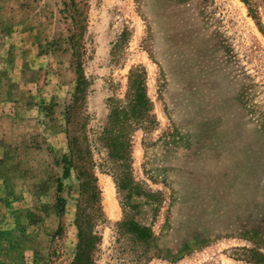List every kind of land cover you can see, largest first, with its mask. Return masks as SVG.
I'll return each instance as SVG.
<instances>
[{
    "label": "rangeland",
    "instance_id": "obj_1",
    "mask_svg": "<svg viewBox=\"0 0 264 264\" xmlns=\"http://www.w3.org/2000/svg\"><path fill=\"white\" fill-rule=\"evenodd\" d=\"M75 1L88 16L90 82L86 118L75 122L93 146L107 220L96 228L97 264H252L242 259L251 248L264 256V216L240 208L234 225L221 224L224 214L195 206L215 185L218 195L260 192L264 205V0ZM64 2L0 0V264H71L76 249L78 181L59 164L76 82ZM138 65L156 125L132 133L130 171L140 190L163 194L156 211L142 196L131 200L155 236L150 251L115 232L121 169L99 142L108 99H124Z\"/></svg>",
    "mask_w": 264,
    "mask_h": 264
},
{
    "label": "trees",
    "instance_id": "obj_2",
    "mask_svg": "<svg viewBox=\"0 0 264 264\" xmlns=\"http://www.w3.org/2000/svg\"><path fill=\"white\" fill-rule=\"evenodd\" d=\"M63 5L66 7L65 11L71 20V27L68 29V40L72 52V65L76 82L73 95L64 112L66 122L70 124L67 129L68 154L62 156L59 164L62 165L63 178H68L70 172L74 171L80 196L74 219L77 229V244L71 264H97L101 236H99L96 228L106 224L107 220L101 204L98 179L95 175L96 163L93 158V146L85 132V128H78V123L75 122L79 118H86L84 111L90 87V82L85 76L83 67L87 49L82 40L87 32L88 16L85 11L86 6L80 5V2L70 0V3L64 2ZM107 104L109 109L107 124L99 136V142L106 150L107 158L113 164L118 163L121 169L119 174L113 177L116 189L118 192L122 191L124 193L125 201L124 203L120 202L122 219L115 224L114 229L121 236H127L129 241L137 248L150 251L155 236L151 226L141 224L135 220L133 209H137L139 206L131 205V200L132 197L142 196L144 202L156 211L163 202V194L159 191L144 192L140 190L141 187L133 181L130 171L132 133L138 129L151 130L156 125L154 117L151 115V103L146 92L145 69L139 65L132 66L127 75L124 99L120 101L111 98L108 99ZM212 187L217 189L216 185ZM214 189L203 192L205 203L198 202L195 206L196 208L200 206L199 210L202 212L208 211L209 208L206 207L211 206V212L224 214L221 224L223 221L234 219L231 221L234 225L240 208L249 219L251 217L256 219L260 217L259 214L262 217L264 216V205H260L259 198L256 199V194L259 197L260 192L256 193L254 191L253 196L246 192L244 188H239L240 191L233 196L231 190L218 195V190L214 192ZM61 192L62 183L57 181L54 208L59 215L64 212L65 208V200L61 196ZM240 192H242V197L238 198ZM239 200L241 201L239 202ZM56 232H61V223H59ZM144 253L140 256L148 259ZM242 259L252 264H264V256L259 251H255L254 248L246 250Z\"/></svg>",
    "mask_w": 264,
    "mask_h": 264
},
{
    "label": "bare ground",
    "instance_id": "obj_3",
    "mask_svg": "<svg viewBox=\"0 0 264 264\" xmlns=\"http://www.w3.org/2000/svg\"><path fill=\"white\" fill-rule=\"evenodd\" d=\"M109 195H110V193H108V197H109ZM112 203H113V206H114V202H112ZM113 206H112V207H113ZM112 209H113V208H112Z\"/></svg>",
    "mask_w": 264,
    "mask_h": 264
}]
</instances>
